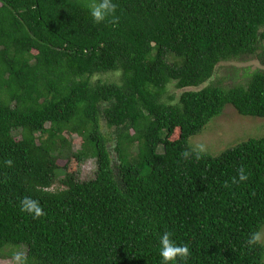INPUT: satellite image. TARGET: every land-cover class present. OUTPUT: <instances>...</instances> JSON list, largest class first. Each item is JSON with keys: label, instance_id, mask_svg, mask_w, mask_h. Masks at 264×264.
<instances>
[{"label": "trees", "instance_id": "1", "mask_svg": "<svg viewBox=\"0 0 264 264\" xmlns=\"http://www.w3.org/2000/svg\"><path fill=\"white\" fill-rule=\"evenodd\" d=\"M100 2L0 0V250L26 248L22 264H162L167 232L191 253L177 264H264V136L215 156L189 144L228 105L264 118V71L196 90L220 63L260 57L264 0H111L97 23ZM110 73L120 83L94 81ZM60 158L94 159L95 178Z\"/></svg>", "mask_w": 264, "mask_h": 264}, {"label": "rangeland", "instance_id": "2", "mask_svg": "<svg viewBox=\"0 0 264 264\" xmlns=\"http://www.w3.org/2000/svg\"><path fill=\"white\" fill-rule=\"evenodd\" d=\"M260 57L255 55L246 56L239 60L222 62L218 65L213 78L200 88V90L211 84H220L223 86L245 85L248 79L256 71H264V51L260 52ZM119 73L103 74L94 77V81L102 80L108 83H120ZM184 90L175 88L174 84L168 87L166 100L173 98L174 102L179 100L180 95ZM104 133L114 134V129L109 130L105 122L102 123ZM68 139L73 151L81 150L82 139L76 135L64 133ZM264 136V118H256L240 115L232 106L225 107L224 112L214 118L205 129L198 135L189 139L190 146L197 152L208 153L211 155H219L223 151L235 147L240 142L249 138H260ZM20 139V135H17ZM179 132L176 131L172 136L173 139H178ZM112 159L117 161V154L114 151L115 142L112 136L108 145ZM137 147L132 149L135 155ZM59 166L64 170L68 165L69 172L75 174V177L80 182H86L94 179L97 172V164L94 159H88L86 162L78 164L76 160L68 162L64 158L58 161ZM60 179L54 185L52 191L64 190L66 187L60 183L64 179L65 171H61ZM260 241L264 244V227L260 233ZM26 255V248L5 247L0 250V264H22V259Z\"/></svg>", "mask_w": 264, "mask_h": 264}, {"label": "clouds", "instance_id": "3", "mask_svg": "<svg viewBox=\"0 0 264 264\" xmlns=\"http://www.w3.org/2000/svg\"><path fill=\"white\" fill-rule=\"evenodd\" d=\"M116 6L111 0H101L100 3L92 5L91 15L95 22L99 23L104 21L106 17L115 13ZM188 152L184 153L187 158ZM11 165V161L7 162ZM244 175L240 176L241 180L246 179ZM22 211L32 214L34 217H39L43 214L42 208L39 202L29 197H25L22 202ZM160 243V256L162 258V264H177L178 258L180 261H187L190 256V250L186 245H178L172 238L170 233H165L159 240Z\"/></svg>", "mask_w": 264, "mask_h": 264}]
</instances>
